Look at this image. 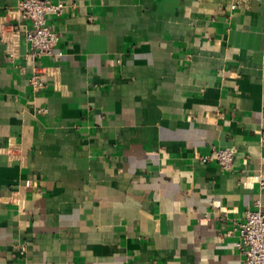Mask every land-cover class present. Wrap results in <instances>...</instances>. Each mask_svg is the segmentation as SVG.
<instances>
[{
    "label": "crops",
    "instance_id": "crops-1",
    "mask_svg": "<svg viewBox=\"0 0 264 264\" xmlns=\"http://www.w3.org/2000/svg\"><path fill=\"white\" fill-rule=\"evenodd\" d=\"M65 1L61 54L32 61L0 0V264H241L234 228L264 202V1ZM226 146L231 170L199 160Z\"/></svg>",
    "mask_w": 264,
    "mask_h": 264
},
{
    "label": "built area",
    "instance_id": "built-area-1",
    "mask_svg": "<svg viewBox=\"0 0 264 264\" xmlns=\"http://www.w3.org/2000/svg\"><path fill=\"white\" fill-rule=\"evenodd\" d=\"M239 3L240 0H232L230 8H236ZM69 6L71 4L65 0L57 2L17 0V10L20 16L31 22V26L25 32V39L30 47L28 56L32 61H36L42 56L53 58L61 54L57 50L60 35L48 24V17H61ZM8 54L13 55L10 49ZM46 77L45 67L37 66L29 77L30 85L36 90L43 89L46 86ZM45 110V108H39L37 111L44 112ZM234 154L233 146L214 148L209 153L199 156V160L202 163L215 161L222 169L229 171L232 168ZM30 182V180H26L25 185L29 186ZM258 183L259 188L264 190V173L259 175ZM222 215L226 217L227 212H222ZM234 230L237 231L239 237L236 245L242 253L241 264H264V202L261 199H256L253 202V208L246 210L243 219Z\"/></svg>",
    "mask_w": 264,
    "mask_h": 264
}]
</instances>
